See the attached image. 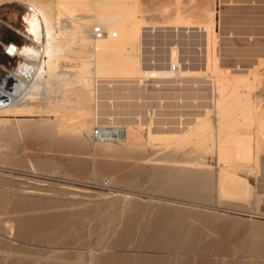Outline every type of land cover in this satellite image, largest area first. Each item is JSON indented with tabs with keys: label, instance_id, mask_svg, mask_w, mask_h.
Here are the masks:
<instances>
[{
	"label": "rangeland",
	"instance_id": "rangeland-1",
	"mask_svg": "<svg viewBox=\"0 0 264 264\" xmlns=\"http://www.w3.org/2000/svg\"><path fill=\"white\" fill-rule=\"evenodd\" d=\"M106 1L132 12L113 48L93 55L74 43L58 67L74 73L69 86L7 111L35 71L22 67L40 59L13 54L39 50L31 4L55 24L61 5L76 24L96 3L0 0V264H264V30L254 28L246 55L209 0ZM167 32L186 40L183 62L208 68L144 77L142 63L166 65ZM142 34L152 39L143 51ZM98 122L126 124L127 141L97 144ZM245 137L252 160L234 151Z\"/></svg>",
	"mask_w": 264,
	"mask_h": 264
},
{
	"label": "bare ground",
	"instance_id": "bare-ground-1",
	"mask_svg": "<svg viewBox=\"0 0 264 264\" xmlns=\"http://www.w3.org/2000/svg\"><path fill=\"white\" fill-rule=\"evenodd\" d=\"M93 1H95L96 6H94L92 8L91 12L80 13L79 16L83 20L79 21V23H76V24L71 22L72 16H74L76 13L75 14L73 13V15L71 16V13L69 14L70 9H69L68 13L64 12L62 10V8H61V5H60V10H61L60 13L61 14L58 15V18L60 19V21H58V19H56V21L58 22L57 24H55L54 16H53L51 11L46 10L45 8L40 7V6L31 5L32 6V10L34 11V17L33 18L35 19L37 16H42V19H43V21L46 24V33H45L46 35H45L44 42L40 41L39 39L34 40L35 42L38 43L39 49L41 50V60L39 62H36V61L32 60L33 67L30 68V69L27 66H25V65L22 67L21 72L23 74H25V75L31 74V72H32V70L34 68L35 71L33 73V76L30 79H26L24 76L19 78L20 81L22 82V84H25L24 87H23L24 89H22L23 92L21 91L22 93H20V95H15V94L10 93V96L13 98V102L10 105L5 106L4 108H1V109H5V110L8 111V110H13V109H16V108H20V107L26 106V105H28V103H26V102L29 101L32 98H35L37 95H38L37 97L39 99L42 98V100H43V98L49 97L50 92L55 91L56 89H60V88L64 87L63 85H61L62 80L75 78L73 76L74 73L72 74L71 70H62V69L58 68L59 65H60V61H61L60 60V56L62 54H65L66 51L71 50L72 42H75L76 40L86 41V40L89 39V37H92V41L91 42L93 44V55L94 54L97 55L99 50L100 51H105V48H113V44L110 43V39H114V38H118L119 37V30L121 29V26L126 24L127 20L129 19V16H130V14L132 12L124 10V9H121L120 7L118 9H115L114 7L109 5L108 1H106V0H93ZM69 8H70V6H69ZM65 9L66 8H64V10ZM76 11H78V9L75 8V11H73V12H76ZM76 16H78V15H76ZM74 22H75V20H74ZM95 25L101 26L106 31L105 34L102 37L96 38V37L92 36L91 29ZM145 26H147V25H144L143 27H145ZM141 36H142L141 42H142V51H143V50H145V47H146V45H144V43L145 42L149 43L148 41H150L151 38L150 37L148 38L147 35L144 36V34H142ZM181 39H180V37L177 38V39L173 38V40H170L168 38V43L170 45L171 44L173 45V43H175V46L171 47L172 53L169 56L166 57V60H165L166 61V65L142 63V65L140 67H141V70L143 71V76L145 75V76H147L149 78H154L157 81L158 80L159 81H161V80L166 81V79H168V80L169 79L176 80L173 77L176 76L177 74L186 76L190 72L193 73L195 68H197L199 70H205L206 68H208L206 63H205L206 61L204 62L206 66H204V64H203L200 67H197L196 65L193 66V65H191L188 62H183L184 59L181 58V53H182L181 45L184 44V43H187V42L184 39V37L181 38ZM187 41H188V39H187ZM15 48H16V50L13 51V54L20 52L21 55L24 56L25 58H31L29 55L28 56L27 55H23V53H22L23 50L21 48H18L17 46H15ZM146 48H149V47H146ZM196 48H198V47H196ZM165 51L167 52L168 49H166ZM176 54H177V56H176ZM68 55L70 56V54H67V56ZM174 57L175 58L177 57V60H175ZM204 59H207V58H204ZM70 60L72 61L73 59H70ZM170 62L171 63H173V62L178 63L179 64V68L176 71L171 70L167 66ZM162 63H165V62H162ZM186 63H188L190 65H188ZM86 64L87 63H85V65ZM82 65H84V63ZM115 69H118V68L111 67L109 71L112 72ZM129 79H136L137 80V79H140V78L139 77H130ZM68 86L69 85L67 83V85H65V88H67ZM14 87H15V85H14ZM16 88H17V86H16ZM209 90L210 89L208 88V92H210ZM211 91H212V89H211ZM3 92H5V91H3ZM212 92H210V93L212 94ZM214 99L215 98H214V94H213L211 99L207 100V101H209L211 103H214L215 102ZM153 111H155V108H153V107L150 108V113L153 112ZM100 117L104 118L103 116H97L96 120H98V118H100ZM98 125H101V126H104L105 128H107L108 135L105 138H103V139H97L96 138L97 139V142H96L97 144H100V143H103V142H109L111 139H117V140H120L121 143H123L128 138V126L126 124H123V125H119L118 124L119 126L118 125L116 126V125H110V124L109 125H103V124L98 122ZM122 126L125 127V132H124L123 129L117 130L119 128H124ZM225 143H226V141H225ZM236 145H237L236 148L233 147L235 149V150L234 149L233 150L237 151L236 153H238V154L239 153L240 154L243 153L245 158H247V157L249 158L250 156H252L251 155V153H252V151H251L252 150V137H245L243 139L238 138ZM228 147H230V146H228ZM250 158L252 160V157H250ZM226 179L232 180L234 183L239 184L240 188L242 187L240 190L238 188V192L242 191V194H244L243 192L246 193V188H245L246 187V181L244 179L243 180H236L233 177H231L228 173L225 172L224 175H223V181L226 180ZM232 190H234L233 187H232ZM234 192H237V190L234 191ZM240 193H238V195Z\"/></svg>",
	"mask_w": 264,
	"mask_h": 264
},
{
	"label": "crops",
	"instance_id": "crops-1",
	"mask_svg": "<svg viewBox=\"0 0 264 264\" xmlns=\"http://www.w3.org/2000/svg\"><path fill=\"white\" fill-rule=\"evenodd\" d=\"M209 2H210L209 8L214 9L215 20L217 19V16H218V19H217L218 23L223 24L222 32L232 35L233 37L232 36L231 37L234 39L237 46L240 45V43L238 42L239 38L242 39L240 41H245V48L242 46H239L240 50L242 49V51H245L246 55L250 54L248 42L250 40V37H251V34L253 33L254 28H256L257 26H260L264 30V0H220V5L221 3H228V4H226L225 7L220 6L219 9L215 7V1L213 2V0H209ZM31 5L40 6L34 3H32ZM40 7H43V6H40ZM40 22L43 28L42 36L40 35L41 34L40 28H39ZM29 29L35 33V37L29 35L33 38V39L31 38L32 40L39 39L40 41L44 42L45 35H46L45 34L46 24L43 21L42 16H37L35 19L32 18ZM160 35H163L165 37H168L170 40H173L172 37L175 36L176 34L167 32V33H163ZM86 42H89L92 45V54H93V44L89 39L86 41L76 40L75 42H72V45L74 43H81V44L85 43L86 44ZM128 46L129 45H127L126 47L130 49V46L129 47ZM22 50L23 52H25L24 55H27V56L29 55L32 58H34V56H39L40 57L39 61L41 60V54H40L41 50L40 49L36 50L33 48V51L34 50L38 51L36 54L35 53L33 54V51L29 50L28 47ZM30 52H32V54ZM118 53H119L118 54L119 58L122 60V62H124L125 64H128V66H131L132 64H134V61H127L125 59L126 56H124L122 52L119 51ZM27 59L29 60L30 58H27ZM73 80L74 78L62 80L61 85H63L65 88V85H67V83L69 85ZM260 187H263L262 184L260 185ZM250 189L251 187L249 183L248 190Z\"/></svg>",
	"mask_w": 264,
	"mask_h": 264
},
{
	"label": "built area",
	"instance_id": "built-area-1",
	"mask_svg": "<svg viewBox=\"0 0 264 264\" xmlns=\"http://www.w3.org/2000/svg\"><path fill=\"white\" fill-rule=\"evenodd\" d=\"M105 30L99 26V25H95L92 29H91V34L93 37H102L105 34ZM169 68L173 71H176L179 68V64L176 62H173L169 65ZM91 135L94 138L97 139H103L108 135V131L107 128H105L104 126L101 125H95L91 131Z\"/></svg>",
	"mask_w": 264,
	"mask_h": 264
},
{
	"label": "snow or ice",
	"instance_id": "snow-or-ice-1",
	"mask_svg": "<svg viewBox=\"0 0 264 264\" xmlns=\"http://www.w3.org/2000/svg\"><path fill=\"white\" fill-rule=\"evenodd\" d=\"M8 51H9V54H11L12 49H9Z\"/></svg>",
	"mask_w": 264,
	"mask_h": 264
}]
</instances>
